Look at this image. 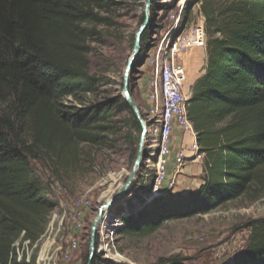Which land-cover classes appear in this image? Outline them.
Returning <instances> with one entry per match:
<instances>
[{
    "label": "trees",
    "instance_id": "trees-1",
    "mask_svg": "<svg viewBox=\"0 0 264 264\" xmlns=\"http://www.w3.org/2000/svg\"><path fill=\"white\" fill-rule=\"evenodd\" d=\"M179 1L152 2L150 19ZM115 5L108 0H0V264H26L10 257L12 245L22 233L35 242L58 206L31 162L46 160L52 169L81 144L105 143L109 124L121 123L115 119L123 111L131 127L125 139L135 134L139 141L140 124L122 96L84 108L61 103L98 92L100 80L88 72L90 44L98 27L112 25L105 15ZM197 5L206 65L186 107L198 154L204 155L203 184L185 195L153 198L149 180H142L117 204L125 214L119 216V236H144L166 221L206 215L242 198H264V0H186L179 28ZM149 39L147 29L137 63ZM243 227L249 231L245 246L229 264H264V217ZM185 261L168 257L154 264ZM91 264L105 262L95 255Z\"/></svg>",
    "mask_w": 264,
    "mask_h": 264
},
{
    "label": "rangeland",
    "instance_id": "rangeland-1",
    "mask_svg": "<svg viewBox=\"0 0 264 264\" xmlns=\"http://www.w3.org/2000/svg\"><path fill=\"white\" fill-rule=\"evenodd\" d=\"M108 1L116 3L107 11L108 15H105L112 25L98 27V35L90 44L91 51L88 55V72L100 80L97 93L107 99L122 96L124 73L132 55L135 35L143 24L141 19L144 16L145 7V0ZM151 1L160 6H167L173 0ZM185 1L180 0L172 10L159 12L152 20L150 19L148 26L150 39L146 53L131 75V96L147 125V135L141 164L129 187L128 196L136 192L135 187L139 185V182L146 180V176L152 173L154 161L153 157L149 158V156L156 154L153 142L155 126L152 120L146 118V111L153 105L147 99V85L154 77V70L143 68L142 65L149 54L165 46L174 34V20L171 16H175V19L179 16L180 8L184 6ZM181 20L182 15L180 14L179 26ZM187 21V27L197 24L204 27L203 18L198 13V5L192 8ZM179 30L178 28L175 34ZM205 47L194 49L180 58L187 75L189 96L194 84L204 74ZM158 104L159 102L155 103V105ZM115 121L121 123L109 124L108 131L103 135L107 138L105 143L98 146L81 144L75 147L74 151H67L62 160L52 166V169L49 161L45 160L42 164L31 162L42 188L47 191L51 200L58 203L57 208L52 212L70 210L72 204L79 198L86 199L91 205L89 210L82 212L81 220L84 225L82 232L74 230V233L70 225L67 226L70 237L79 244V248L71 255V260L68 263L62 261V250H57V243H62L59 241L51 250H48L49 256L43 264H85L89 255L91 229L98 217L99 209L117 194L129 178L137 158L140 138L138 141L134 134L132 139H125L128 131H131L126 111H123ZM176 137L180 139L181 136ZM192 142V138L186 135L182 147L189 149ZM172 151L171 149V153ZM187 157L191 158V155L187 154ZM199 162H201L200 165L202 162L204 164V159H200ZM190 166L196 165L187 161L178 174L173 170V178L184 174V168ZM184 178L188 189L196 188L198 181L202 180V176L196 178L187 174ZM174 182V187L168 193L179 196L180 194H177L175 190L180 186L176 184L175 178ZM117 204L109 209L106 217H101L97 227V236L103 225L105 228L111 226L115 222L113 220L120 216ZM118 206L125 209L124 204ZM50 217L51 213L46 218V224ZM261 217H264V198L254 202L242 198L206 215L166 221L144 236H118L115 247L117 252L123 256L124 262L126 261L124 264H154L158 258L168 257L185 259V264H229L232 257L245 246L249 231L243 227L244 224ZM46 224L40 236L43 235ZM65 247L63 245V248Z\"/></svg>",
    "mask_w": 264,
    "mask_h": 264
},
{
    "label": "built area",
    "instance_id": "built-area-1",
    "mask_svg": "<svg viewBox=\"0 0 264 264\" xmlns=\"http://www.w3.org/2000/svg\"><path fill=\"white\" fill-rule=\"evenodd\" d=\"M179 16H171L174 20V34L167 41L165 46L153 51L144 60L143 68H152L154 77L149 80L147 88V99L153 105L146 111V118L152 120L155 130L153 131V142L155 145V156L152 155L154 165L152 173L146 176L150 182V195L157 197L167 194L174 187V178L168 179V163L170 156V146L174 129H178L180 134L190 136L192 144L187 148L181 147L174 155V170L178 174L187 161L194 160L198 156L199 148L196 144V132L187 117V101L189 99L187 75L185 67L181 64L180 58L189 54L194 49L203 48L206 43L204 27L200 24H187L179 28ZM180 29L177 34L175 31ZM83 98V100H79ZM103 98L98 93H86L78 97L69 96L61 103L70 108H84L102 101ZM159 102L158 105L155 103ZM191 155V158L187 157ZM91 208L89 201L79 198L70 210L51 212L49 222L47 221L45 231L35 242L25 240L24 233L12 245L10 257L17 263L43 264L49 256L51 250L57 243V250H62L61 259L64 263L71 260V255L79 248L77 241L72 239L68 233L67 226L82 232L84 229L81 220L82 212ZM109 211V210H108ZM108 211H104L101 217H106ZM124 215H120L123 217ZM120 217H117L111 226L104 227L98 233L96 241V255L100 256L105 264H124L123 256L116 250L118 238L117 230L121 228ZM67 232V235L65 233ZM63 245L66 246L63 248Z\"/></svg>",
    "mask_w": 264,
    "mask_h": 264
},
{
    "label": "water",
    "instance_id": "water-1",
    "mask_svg": "<svg viewBox=\"0 0 264 264\" xmlns=\"http://www.w3.org/2000/svg\"><path fill=\"white\" fill-rule=\"evenodd\" d=\"M152 1L151 0H145V7H144V21L143 24L138 29L135 38H134V45H133V51L132 55L129 59V62L127 64L125 73H124V81L122 86V97L125 100V102L128 104L130 110L135 115L136 120L140 124L141 127V136H140V143H139V150L137 154V158L134 162L133 169L130 173L129 178L127 179L126 183L122 188L115 194L106 204H104L98 211V217L96 218L93 227L91 229V235H90V246H89V255H88V263L91 264L94 256L96 255V241H97V227L101 220V216L104 211H108L113 207L115 204L120 203L124 201L129 192V187L132 184L134 180V176L140 167L141 160L143 157V148L145 144V138L147 135V125L143 121L142 117L140 116V112L138 110V107L134 100L132 99L131 92H130V79L132 73L135 71V66L137 65V61L141 52V38L143 34L148 29L149 23H150V7H151ZM146 160V158H145Z\"/></svg>",
    "mask_w": 264,
    "mask_h": 264
},
{
    "label": "crops",
    "instance_id": "crops-1",
    "mask_svg": "<svg viewBox=\"0 0 264 264\" xmlns=\"http://www.w3.org/2000/svg\"><path fill=\"white\" fill-rule=\"evenodd\" d=\"M173 134L174 135L172 137V143H171V149L173 151L171 153V149H170L169 163H168V169H167L168 170V173H167L168 179H172L173 178V176H172V172L174 170V160H173V158H174V155L177 152V150L180 149L183 146V142H184V140L186 138V136L180 134L179 130L176 129V128L174 129V133ZM178 135L181 136L180 139L178 137H176ZM203 157H204V155H198L196 157V159H194V160L190 161V159H189L188 162L191 163L192 165H196V166H190L188 168H184L185 169L184 170V174L174 177L175 180H176V184L178 186H180L179 188H177L175 190V192L177 194L185 195L187 193L194 192L197 189H199V187L203 184V181L200 180V181H198L199 183L196 185V188H194V189L189 188L188 189V187L185 186L187 183H185L184 180H183V179H185L184 176L186 174L187 175H192V176H194L196 178H200V176H202V178H203L204 164L202 162V165H200L201 162H199L200 159H204ZM73 232L75 233L74 230H73Z\"/></svg>",
    "mask_w": 264,
    "mask_h": 264
}]
</instances>
